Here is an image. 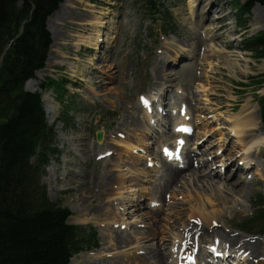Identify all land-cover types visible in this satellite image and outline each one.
<instances>
[{
  "label": "rangeland",
  "instance_id": "obj_1",
  "mask_svg": "<svg viewBox=\"0 0 264 264\" xmlns=\"http://www.w3.org/2000/svg\"><path fill=\"white\" fill-rule=\"evenodd\" d=\"M190 1L162 0L173 18L164 29L159 19L153 21L143 15L133 0H61L56 8L63 10L61 21L56 20L52 28L49 26L50 30L46 26L50 36L46 59L51 58L26 82L28 89L34 88L41 97L48 98V106L46 101L42 104L47 123L55 130L60 152L46 167L42 182L49 198L70 211L68 223L94 226L99 237L97 249L74 255L70 264H137L133 259L136 254L141 257L158 246L167 255V264H172L175 253L171 250L177 244L174 239L185 227L186 236L194 228L199 235L201 227H206L217 228L231 237L238 236L240 241L256 240L257 255L264 262V236L245 235L235 228L240 219L251 214L253 196L258 192L264 195V133L246 131L244 137L233 134L234 116L245 103L257 106L255 93H264V81L258 85L264 74V58H256L250 51L241 49L244 39L264 33V4L251 6L248 25L240 30L235 26L231 7L235 8L234 2L243 4L246 0H217V5L207 6L199 27L194 26L196 17L192 16ZM210 1L204 0L208 5ZM87 3L100 15L102 24L96 32L87 30L89 25H82L80 15L89 11ZM224 25V31L218 29ZM63 31L93 33L98 48L93 45L78 48ZM56 60L61 64H56ZM158 68L168 82L157 79ZM48 78L64 80V92L74 100L67 122L60 119L63 106L54 99L52 89L42 86ZM141 93L152 95L155 100L152 112L140 109ZM180 104L187 106V114L195 124V133L188 139L185 150L194 171L192 165L191 169H183L177 182L155 193V185L162 183L164 174V162L157 157L159 148L166 140L173 141L167 133L166 122L170 118L166 112L170 110L175 117L172 110ZM137 106L135 114L140 131L130 124L120 128V124L128 123ZM98 131L102 132L100 143L95 138ZM252 137L257 142L250 149L248 141ZM128 138L136 141L131 152L124 146ZM105 150L111 152L107 160H98L96 156ZM240 151L253 154L249 155L255 161L245 175L232 169L240 167L238 161L244 156H236ZM147 160L154 165L147 166ZM134 161L136 165L132 166ZM203 162L209 176L196 168V163ZM221 166H225L224 172ZM106 169L112 179L124 177L125 188H115L116 182L113 188L104 184ZM246 172L258 174L250 177ZM231 182L235 184L228 186ZM134 199L138 208L131 205ZM121 203L126 205L125 211L115 208ZM108 209L114 214L105 213ZM199 211L205 214V222L196 216ZM194 218H200V228L195 226ZM123 219L127 224L122 230ZM153 228L158 232L157 238L138 234ZM110 231L122 236L127 233L136 239L129 246H114ZM183 240L187 238L182 236L179 242L187 246ZM201 244L208 243L201 241Z\"/></svg>",
  "mask_w": 264,
  "mask_h": 264
},
{
  "label": "trees",
  "instance_id": "obj_2",
  "mask_svg": "<svg viewBox=\"0 0 264 264\" xmlns=\"http://www.w3.org/2000/svg\"><path fill=\"white\" fill-rule=\"evenodd\" d=\"M60 1L0 0V57L6 49L0 66V264H69L72 254L97 246L95 230L67 224L68 209L51 201L40 182L44 166L57 154L55 133L39 94L23 89L44 65L50 44L45 21ZM139 1L146 13L155 14L158 0ZM255 2L264 4L250 0L239 6L240 25H246L244 14ZM245 47L263 56L264 35L247 39ZM50 82L63 102V85ZM258 101L264 123V96ZM263 215L260 208L254 219Z\"/></svg>",
  "mask_w": 264,
  "mask_h": 264
},
{
  "label": "bare ground",
  "instance_id": "obj_3",
  "mask_svg": "<svg viewBox=\"0 0 264 264\" xmlns=\"http://www.w3.org/2000/svg\"><path fill=\"white\" fill-rule=\"evenodd\" d=\"M73 1H75L76 2V0H73ZM216 1L217 0H212V1H210L209 2V5H208V3H205L204 2V0H191L190 1V9H191V13H192V15H194L196 18V22H195V25H196V27L199 25V20L200 19H202L204 16H205V10H207L206 8H207V6H209V7H211L213 4L215 5L216 4ZM70 7H72L71 6V4H68ZM67 5V6H68ZM86 6L89 8V11L88 12H86L84 15H80V17H81V20L84 22L82 25H84V24H86V25H89V27L87 28V30H90L91 29V32H96V28H98L99 26H101L100 24H102V22H101V20H100V15H98V14H96V10H94V6L93 5H91V4H89V3H87L86 4ZM68 8V7H67ZM69 9V8H68ZM68 9H64V11H66V10H68ZM61 10H62V8L61 7H59V9L58 10H56L55 12H53V14L47 19V21H46V26L48 27V30H50L49 29V26L52 28V25H53V23L54 24H56L55 22H56V20H60L61 21V18H62V13L63 12H61ZM208 10H209V8H208ZM63 11V10H62ZM219 11H220V9H219ZM65 13V12H64ZM75 23V22H74ZM58 24H60L61 25V22H59ZM77 25H80V23L78 24V23H76ZM201 26V25H200ZM65 31H63V34H65L67 37H69V38H71L72 40H74L75 41V43H74V45L75 46H77L78 48H79V46L80 45H93V47L94 48H98V40L96 39V38H94L93 37V33H90L89 35H85V34H83V33H80V31H76L75 33H72V32H69V31H66L65 33H64ZM52 33V32H51ZM53 36H54V33L52 34ZM193 38L191 37V40H192ZM193 41V40H192ZM195 47V45H192L191 44V47ZM59 52V51H58ZM57 52V53H58ZM50 56V55H49ZM54 57V56H53ZM52 57V58H53ZM51 58V56L49 57V58H47L46 59V61L48 62L49 61V59ZM55 58V57H54ZM53 58V59H54ZM56 62V64H61V62L60 61H55ZM227 62V61H226ZM158 70H159V72H158V74H157V79L158 80H164V81H169V79L167 78V76L166 75H164L162 72H161V70L158 68ZM156 73H157V71H156ZM159 74H162V75H159ZM29 81V80H28ZM161 81H159V82H161ZM167 81V82H168ZM166 83V82H165ZM164 84V83H163ZM25 87H26V84H25ZM30 87V86H29ZM27 88V87H26ZM28 89V88H27ZM29 90H34V88L32 89H29ZM45 96H43L42 97V100H43V102L44 101H46V100H48V98H44ZM250 102V101H249ZM48 104H49V102L48 101H46V105L48 106ZM139 106H137L136 108H134V111L133 112H131V116H130V118H129V120H128V123H123V124H120V128H126L129 124L131 125V126H133V127H135L138 131H140V123H139V120H138V117H137V114H135L136 113V109L138 108ZM160 107V106H159ZM161 108V107H160ZM141 110H142V107L140 108ZM138 110V109H137ZM162 113V112H161ZM160 113V114H161ZM184 116H179V118H177L176 119V121L174 122L175 123V126L177 125V123L179 122V121H184ZM234 125H233V132H232V127H230V130H231V132L233 133V134H235V133H237V134H235V135H237V136H239V135H242V137H244V133L246 132V131H262L263 133H264V128L262 127V125H261V123H260V121H259V115H258V110H257V107H256V105H254V106H251V105H249V103H245L244 105H243V107H242V109L241 110H239V112L234 116ZM232 121V122H233ZM124 122V121H123ZM152 123V122H151ZM166 123H168L169 124V122H166ZM128 124V125H127ZM167 124V126H166V128H167V130L169 129V125ZM127 125V126H126ZM231 126V125H230ZM170 132L172 133V134H170ZM118 133V132H117ZM167 133H168V135L170 136V137H173L175 134H177V132L175 131V128H174V130H172V131H170V130H168L167 131ZM145 135V134H144ZM123 136V135H122ZM248 137V136H247ZM260 138H262V137H260ZM260 138H256L257 140H260ZM129 139V138H128ZM263 140H264V136H263V138H262ZM120 142V141H119ZM124 142V141H123ZM135 140H133V139H129V141L127 142V141H125L124 142V146L126 147V150L128 151V152H131V150L132 149H134V145H135ZM173 142L175 143V139L173 140ZM256 140L254 139V137H252L249 141H248V143H249V148L251 149V148H253V145L254 144H256ZM99 143H100V141H99ZM247 144V143H246ZM245 144V145H246ZM95 151H96V149H95ZM106 151V150H105ZM108 151V150H107ZM95 154H97V153H95ZM181 154H182V152H181ZM180 154V155H181ZM180 155H179V157H180ZM157 157L159 158V160H161L162 158H161V156H160V154L158 155L157 154ZM120 158V157H119ZM186 159H188V161L186 162V164H185V166H184V168L186 169V168H189L192 164L190 163L191 162V160H190V162H189V157H186ZM105 160H107V159H105ZM168 160H170V159H167V158H164L163 159V162H164V166H162L163 168H164V174H163V181H162V183H160V184H157V185H155L156 186V189L154 190L155 191V193H159L160 192V190H163V188H166V187H170L174 182H177V180L180 178V176L182 175L181 173H182V170L181 169H178L176 166H174V164H170V163H168V162H166V161H168ZM138 164V163H137ZM131 165L133 166V165H136V162L134 161V162H132L131 163ZM130 165V166H131ZM129 166V167H130ZM206 165L204 164V162L203 163H201V164H197V167L196 168H200L199 169V171L198 172H202V173H205L204 175H206V176H209L210 175V173L209 172H205V167ZM189 169H191V168H189ZM194 169V166L192 165V170ZM236 171L238 170L237 168L235 169ZM194 171V170H193ZM190 172V171H189ZM196 172V171H195ZM197 173V172H196ZM255 173V172H254ZM109 174H110V172H109V170H107L106 169V171H105V174H104V177H103V183L104 184H109V185H112V188H113V185H114V183L116 182V184L117 185H115V188L116 187H119V188H125V182H126V180H125V178L124 177H122V176H120L119 178H116V180L113 178L112 179V177L111 176H109ZM255 174H258V172H256ZM195 180V179H194ZM196 180H198L199 181V179H196ZM244 180V179H243ZM243 183H244V181H242ZM231 185H229L228 184V186H233L235 183H233V182H231L230 183ZM89 187H90V185H89ZM158 187H160V189L158 188ZM85 193V192H84ZM84 201V200H83ZM124 203V202H123ZM116 204H120V202L119 203H116ZM131 205H133L134 207H136V208H138L139 206H138V203H137V201L134 199V204H131ZM113 208V207H112ZM115 208L116 209H120V210H122V211H125V208H126V205H124V204H122L121 203V206H119V205H117V206H115ZM132 208V207H131ZM136 208H133V210H137ZM127 209V208H126ZM151 211L153 210V212H155V210L156 209H150ZM197 211V210H196ZM195 212V211H194ZM105 213H110V215L111 214H114L110 209H108L107 211H105ZM129 213V212H128ZM148 214V216H151L150 215V213H147ZM204 213H202V211L200 212L199 211V213L197 214L196 213V216L197 217H200L204 222L206 221V217L203 215ZM156 216V215H155ZM194 216V215H193ZM190 217H192L191 215H190ZM87 219H85V221H86ZM84 221V220H83ZM120 224H127V222L125 221V219H123L122 220V222L120 223ZM202 229H201V231H200V236H199V238H200V240L199 241H201V240H206V239H208V238H210L211 236H213L212 237V242L214 241V237L215 236H218L219 238H221L222 240H223V242H225V243H227L229 246H231V247H238V249L237 250H235L234 252H237V251H239L240 250V248H244L245 250H248V252H249V254H250V256H254V257H256V255H257V252L259 251V244H258V242H254V243H250L249 241H243V240H241L240 241V238H238V237H231L230 235H228V234H226V233H223V232H221V231H218V230H215V229H213V230H209V229H207L206 227L205 228H203V227H201ZM150 231H146V232H139L138 234H140L141 236H146V237H151V239H154V238H157L158 237V232H156L155 230H156V228H155V230H154V228L151 230V229H149ZM195 232H197V231H195ZM113 234V235H112ZM109 236H110V238H111V241H113V245L114 246H129L130 244H132V242H133V238H135V237H133L132 238V236H130L129 234H127L126 233V236H122V235H120V234H118V232H115V231H110L109 232ZM218 237H216V238H218ZM140 238H142V237H140ZM218 238V239H219ZM136 239V238H135ZM162 239V237L160 238V240ZM177 238H175L174 240H176ZM220 239V240H221ZM222 240H221V243H222ZM211 242V243H212ZM211 243H209V245H211ZM239 244V246H236V245H238ZM181 248L183 249V250H185L186 249V246L185 245H183V243H182V241L181 242H179V244H178V250H177V252L179 253L180 252V250H181ZM244 250V251H245ZM191 251H193L192 250V248H191ZM197 252H199V251H197ZM242 253H243V251H242ZM136 254V253H135ZM138 254H136V256H137ZM201 255V254H200ZM131 256V255H130ZM135 256V258H133L134 260L136 259V261H134V262H136L137 264L138 263H143L144 264V261H145V263L146 262H151L152 264H167V255L164 253V252H162V251H160V246H158L157 248H150V250L148 251V252H146V253H144V255L143 256H141V257H139V256H137L136 257ZM130 257H128V259H129ZM132 258V257H131ZM258 257H256L255 259H257ZM253 259H251V261H252ZM251 261H249V260H247V261H244V264H253V261L251 262ZM117 262V261H116ZM119 262V261H118ZM179 262V261H178ZM150 263V264H151ZM121 264V263H120ZM125 264V263H124ZM147 264V263H146ZM259 264H261V263H259ZM263 264V263H262Z\"/></svg>",
  "mask_w": 264,
  "mask_h": 264
},
{
  "label": "water",
  "instance_id": "obj_4",
  "mask_svg": "<svg viewBox=\"0 0 264 264\" xmlns=\"http://www.w3.org/2000/svg\"><path fill=\"white\" fill-rule=\"evenodd\" d=\"M100 137H101V134L98 133V134H97V139H100Z\"/></svg>",
  "mask_w": 264,
  "mask_h": 264
},
{
  "label": "snow or ice",
  "instance_id": "obj_5",
  "mask_svg": "<svg viewBox=\"0 0 264 264\" xmlns=\"http://www.w3.org/2000/svg\"><path fill=\"white\" fill-rule=\"evenodd\" d=\"M147 103V101H145Z\"/></svg>",
  "mask_w": 264,
  "mask_h": 264
}]
</instances>
